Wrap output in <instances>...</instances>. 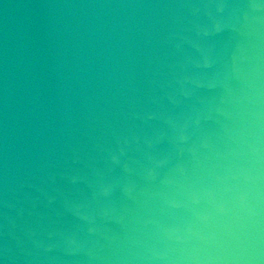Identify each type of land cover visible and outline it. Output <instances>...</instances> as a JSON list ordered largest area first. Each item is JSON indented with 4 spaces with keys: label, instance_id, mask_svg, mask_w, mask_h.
<instances>
[{
    "label": "water",
    "instance_id": "95a60500",
    "mask_svg": "<svg viewBox=\"0 0 264 264\" xmlns=\"http://www.w3.org/2000/svg\"><path fill=\"white\" fill-rule=\"evenodd\" d=\"M0 264H264V0H0Z\"/></svg>",
    "mask_w": 264,
    "mask_h": 264
}]
</instances>
